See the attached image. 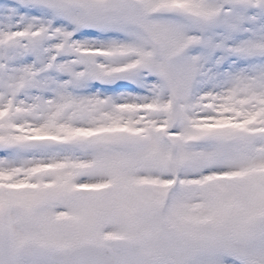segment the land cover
Wrapping results in <instances>:
<instances>
[{
    "label": "snow or ice",
    "instance_id": "1",
    "mask_svg": "<svg viewBox=\"0 0 264 264\" xmlns=\"http://www.w3.org/2000/svg\"><path fill=\"white\" fill-rule=\"evenodd\" d=\"M0 264H264V0H0Z\"/></svg>",
    "mask_w": 264,
    "mask_h": 264
}]
</instances>
